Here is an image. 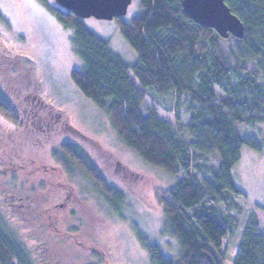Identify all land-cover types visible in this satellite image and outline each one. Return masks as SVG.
I'll return each instance as SVG.
<instances>
[{"label": "trees", "instance_id": "1", "mask_svg": "<svg viewBox=\"0 0 264 264\" xmlns=\"http://www.w3.org/2000/svg\"><path fill=\"white\" fill-rule=\"evenodd\" d=\"M38 1L71 31V48L81 67L71 70L70 79L105 114L118 140L147 165L181 176L167 191L153 189L163 213L162 233L177 241V256H164L158 245L135 233L151 263L221 264L226 244L237 235L239 200L246 197L235 185L232 169L241 147L263 150L244 128L264 124V0H224L244 26L241 39H223L194 23L184 13L183 0H138L137 15L114 19L120 36L135 52L131 64L83 19L48 0ZM0 23L7 25L1 13ZM15 58L29 63L25 57ZM147 99L167 105L173 122L161 118ZM0 115L18 124L15 104L1 84ZM53 158L58 174L71 176L78 169L110 209L116 211L115 200L122 204L123 195L107 184L82 149L63 142ZM15 198L9 206L27 214V196ZM259 209L264 212V207ZM0 264H35L1 225ZM231 264H264V234L255 211L241 230Z\"/></svg>", "mask_w": 264, "mask_h": 264}, {"label": "rangeland", "instance_id": "2", "mask_svg": "<svg viewBox=\"0 0 264 264\" xmlns=\"http://www.w3.org/2000/svg\"><path fill=\"white\" fill-rule=\"evenodd\" d=\"M139 12L138 0H132L124 18ZM0 13L7 21V25L0 23V84L19 118L13 124L0 115V225L35 264H152L136 239L137 231L158 245L164 256L175 258L179 246L162 233L163 213L153 189L167 191L181 176H170L143 162L118 140L105 114L78 91L70 79L71 70L81 67L71 48V31L38 0H0ZM84 24L125 62H135V52L120 36L114 19L89 17ZM15 56L29 63L24 65ZM147 102L161 118L173 122L167 105ZM31 104L37 107L33 119ZM244 131L263 150L241 147L232 169L234 183L246 197L239 200L237 235L226 244L221 264L234 259L252 211L264 234V212L259 209L264 207V124ZM63 142L82 149L107 184L123 195L122 204L114 201L116 211L78 169L71 176L58 174L53 154ZM20 194L31 202L27 214L9 206Z\"/></svg>", "mask_w": 264, "mask_h": 264}, {"label": "water", "instance_id": "3", "mask_svg": "<svg viewBox=\"0 0 264 264\" xmlns=\"http://www.w3.org/2000/svg\"><path fill=\"white\" fill-rule=\"evenodd\" d=\"M81 19L93 17L113 20L127 13L132 0H54ZM184 13L194 23L213 29L221 38L229 36L241 39L244 35L242 22L231 13L224 0H183Z\"/></svg>", "mask_w": 264, "mask_h": 264}, {"label": "flooded vegetation", "instance_id": "4", "mask_svg": "<svg viewBox=\"0 0 264 264\" xmlns=\"http://www.w3.org/2000/svg\"><path fill=\"white\" fill-rule=\"evenodd\" d=\"M30 106H32V108H30V110H34V109H37V107H35L33 104H31ZM34 108V109H33ZM35 114H36V112H35ZM35 114L34 115H32V119L34 118L33 116H35ZM35 120V119H34Z\"/></svg>", "mask_w": 264, "mask_h": 264}]
</instances>
